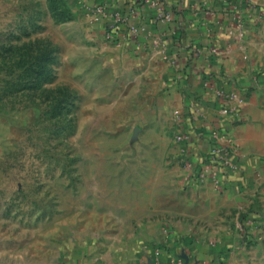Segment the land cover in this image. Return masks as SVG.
<instances>
[{"label": "rangeland", "instance_id": "obj_1", "mask_svg": "<svg viewBox=\"0 0 264 264\" xmlns=\"http://www.w3.org/2000/svg\"><path fill=\"white\" fill-rule=\"evenodd\" d=\"M119 40L81 0H0V264H175L249 217Z\"/></svg>", "mask_w": 264, "mask_h": 264}, {"label": "crops", "instance_id": "obj_2", "mask_svg": "<svg viewBox=\"0 0 264 264\" xmlns=\"http://www.w3.org/2000/svg\"><path fill=\"white\" fill-rule=\"evenodd\" d=\"M260 1L164 0L171 17L162 23L155 18L156 8L141 0H81L104 30L100 4L110 17L127 16L117 34L119 49L146 73L161 77L160 90L164 95L171 92L168 107L185 116L196 136L210 132L194 127L189 116L209 118L217 125L219 142L235 147L239 157L237 175L231 177L235 194L255 196L247 203L252 210H247L249 217L238 232L199 242L184 261L180 254L173 255L175 264H264V46L258 39L263 23L256 6ZM233 92L236 101L228 98ZM226 104L237 106V116L222 112Z\"/></svg>", "mask_w": 264, "mask_h": 264}, {"label": "built area", "instance_id": "obj_3", "mask_svg": "<svg viewBox=\"0 0 264 264\" xmlns=\"http://www.w3.org/2000/svg\"><path fill=\"white\" fill-rule=\"evenodd\" d=\"M144 3H150L156 8V15L155 18L158 22H167L170 20L171 13L170 10L166 7L164 4V0H141ZM97 10L99 11L100 15L102 16L101 18L106 19L105 21V27H106V32L117 36V34L123 30L122 24H126L127 22V16L126 15H120L116 14V16L110 17L109 14L106 12V8L104 5L100 4L97 6ZM231 101H236L237 95L236 92H233L229 95L228 97ZM237 106L235 104H226L225 106L222 107V112L227 114L231 113L234 116H237ZM211 138L213 140V144H210L211 150L210 152L206 155L201 157L200 162H211L213 165H215V168H218L220 170H223L224 176L226 171L224 170V164L231 163L233 160V153L232 150L229 148L228 145L222 144L219 142V135L220 132L219 130L215 129L213 132L210 133ZM237 169V168H236ZM238 170V169H237ZM236 170V171H237Z\"/></svg>", "mask_w": 264, "mask_h": 264}, {"label": "trees", "instance_id": "obj_4", "mask_svg": "<svg viewBox=\"0 0 264 264\" xmlns=\"http://www.w3.org/2000/svg\"><path fill=\"white\" fill-rule=\"evenodd\" d=\"M233 118H237V117H234V116H233ZM225 175H226V173H225ZM225 177L227 178L228 181H232V180H233V178H231L232 176H227V175H226Z\"/></svg>", "mask_w": 264, "mask_h": 264}]
</instances>
